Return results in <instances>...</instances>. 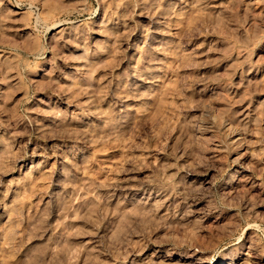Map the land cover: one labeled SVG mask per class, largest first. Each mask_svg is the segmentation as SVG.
<instances>
[{"label": "rangeland", "instance_id": "rangeland-1", "mask_svg": "<svg viewBox=\"0 0 264 264\" xmlns=\"http://www.w3.org/2000/svg\"><path fill=\"white\" fill-rule=\"evenodd\" d=\"M0 264H264V0H0Z\"/></svg>", "mask_w": 264, "mask_h": 264}, {"label": "bare ground", "instance_id": "bare-ground-1", "mask_svg": "<svg viewBox=\"0 0 264 264\" xmlns=\"http://www.w3.org/2000/svg\"><path fill=\"white\" fill-rule=\"evenodd\" d=\"M46 3V2H45ZM49 5V4H48ZM44 6V5H43ZM62 8V7H61ZM25 26V25H24ZM238 32V30H237ZM243 34V33H242ZM244 35V34H243ZM117 36V35H116ZM239 36V35H238ZM33 37V36H32ZM245 37V36H244ZM252 37V36H251ZM25 39V38H24ZM245 39V38H244ZM32 40V39H31ZM29 42V41H28ZM25 49V48H24ZM86 53V52H85ZM250 57V56H249ZM234 62V61H232ZM97 64V63H96ZM233 64V63H232ZM86 66V65H85ZM95 66V65H94ZM231 66V65H230ZM234 68V66H233ZM248 68V67H247ZM231 69V68H230ZM229 69V70H230ZM158 70V69H157ZM92 71V70H91ZM250 71V70H249ZM93 72V71H92ZM90 72V73H92ZM231 72V71H230ZM147 74V73H146ZM148 77V76H147ZM154 77V76H153ZM10 80V79H9ZM148 80V79H147ZM154 80V79H153ZM39 83V82H38ZM41 85V84H40ZM91 86V85H90ZM89 86V87H90ZM150 89V88H149ZM4 98V97H3ZM213 106V105H212ZM214 108V107H213ZM216 108H219L216 107ZM217 124L221 128L222 131L225 132V138L227 141H230V145L236 149H241L243 145L246 143V129L245 127L241 128L238 124L235 123L234 120H226L225 117L219 115L216 119ZM249 122V121H248ZM248 123L244 124L247 125ZM218 127V126H217ZM215 132V131H214ZM221 132V131H220ZM224 139V138H223ZM228 143V142H227ZM225 146V145H224ZM223 148V147H222ZM160 191V190H159Z\"/></svg>", "mask_w": 264, "mask_h": 264}]
</instances>
